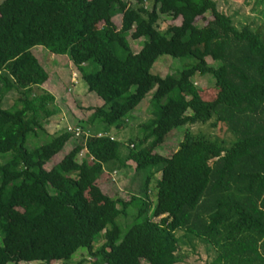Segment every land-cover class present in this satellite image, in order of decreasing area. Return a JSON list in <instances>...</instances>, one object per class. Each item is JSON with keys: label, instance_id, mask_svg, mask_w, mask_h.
Instances as JSON below:
<instances>
[{"label": "trees", "instance_id": "16d2710c", "mask_svg": "<svg viewBox=\"0 0 264 264\" xmlns=\"http://www.w3.org/2000/svg\"><path fill=\"white\" fill-rule=\"evenodd\" d=\"M115 1L0 0V264H73L79 251L92 264H178L183 239L212 247L211 264H264V43L249 24L236 28L214 0H134L119 28ZM161 15L180 22L161 31ZM127 37L145 43L133 53ZM35 46L71 51L87 91L104 105L79 122L80 137L64 131L29 149V138L47 134L44 124L59 112L52 94L33 90L49 78ZM161 56L193 64L162 78L151 73ZM197 75L213 79L212 100L200 96ZM149 94L156 109L139 125L141 136L119 142L108 129H123ZM212 118L235 138L230 147L186 131L169 157L156 152L175 127ZM128 161L147 171L140 195L102 193L96 184L111 182L108 173ZM130 207L136 214L124 232L118 219Z\"/></svg>", "mask_w": 264, "mask_h": 264}, {"label": "rangeland", "instance_id": "374dc122", "mask_svg": "<svg viewBox=\"0 0 264 264\" xmlns=\"http://www.w3.org/2000/svg\"><path fill=\"white\" fill-rule=\"evenodd\" d=\"M134 0H116L113 4V21L119 28L121 24L122 10L127 7L129 3ZM217 7L224 14L228 15L233 25L236 28H240L246 24L254 21V32L260 37L264 43V0H214ZM145 8L150 10L151 4L146 2ZM205 18H198L195 25L200 27L206 24V21L210 19V15L206 14ZM251 16V17H250ZM180 19L173 20L172 18L161 15L157 22V28L161 31H165L171 25H178ZM20 25L15 27L14 31L17 32L20 29ZM127 41L133 53L138 52L145 43L144 38H140L136 41L127 37ZM32 53L36 56L40 64L48 73V81L45 82L40 88H34V92L40 93L41 89L52 94L56 100L59 112L55 116H52L44 124V131L47 134L38 133L36 137H30L27 143V147L32 149L36 145H42L49 137H55L66 131L67 126L79 127V122L86 121L93 114L94 108H99L104 105L103 101L98 98L94 93L87 91L86 84L81 79L80 74L76 71L71 62V51H67L66 55L51 53L43 47H32ZM193 64V60L190 58L172 59L168 56H161L154 63L151 73L160 77L167 75L177 76L180 71ZM211 66H217V63L209 62ZM98 70V67H97ZM194 83L198 89L199 94L203 100H212L215 96L214 81L210 76H195L193 78ZM18 91H11L3 102L4 108H10L15 99L19 96ZM156 109V105L151 101V94L147 95L145 99L129 113L127 118V125L120 130L111 127L108 129L115 138L125 143L129 138H135L141 136L142 131L139 129V125L145 123L148 119L152 118L153 112ZM215 119L212 118L206 123H195L192 125H180L175 127L167 136L165 142L156 149V152L162 156L169 157L173 152L178 149L179 144L182 142L183 136L186 131H190L193 134L205 135L212 141H217L223 144L224 147H230L235 141V138L226 131V128L222 124L213 125ZM85 124V123H84ZM65 128V129H64ZM95 131H100L101 127L98 123H95ZM71 149V142H68L62 151H60L52 160L46 164V169L49 170L57 165V163L63 158V156ZM122 154L127 152V148L122 146L120 149ZM84 156V152L81 153V158ZM3 158H0V162ZM119 174L111 182L103 180V183H97L96 186L108 196H114L122 200H129L132 195H140L143 188V184L147 175V171L136 172L134 162H129V166L126 169L118 171ZM111 173V172H110ZM108 174V176L110 175ZM105 175H103L104 177ZM110 177V176H109ZM159 179V174L151 178L150 190L155 188L156 180ZM154 190V189H153ZM87 196L92 201V193L88 191ZM154 202V199L151 198ZM136 209L130 207L126 214L118 219L120 224L124 228V232L134 222ZM181 236L182 233H178ZM178 255L182 257V260L178 264H211L216 257V252L207 243H203L194 240L191 243H187V240L183 239V243L180 244ZM84 260L82 264H92V259H89L87 255L79 251L74 259L69 263L76 264ZM12 264V263H8ZM20 264H44L42 262L33 263H20ZM50 264H61L60 262H52Z\"/></svg>", "mask_w": 264, "mask_h": 264}, {"label": "built area", "instance_id": "2783aa9c", "mask_svg": "<svg viewBox=\"0 0 264 264\" xmlns=\"http://www.w3.org/2000/svg\"><path fill=\"white\" fill-rule=\"evenodd\" d=\"M194 85L196 86V84L194 83ZM66 132H71L74 134L75 137H80L83 132L78 128V127H71V126H67L66 127ZM88 136V135H86ZM101 134H98L97 137H100ZM117 175V172L116 171H113L112 174L110 175V179L112 181H114V178L116 177Z\"/></svg>", "mask_w": 264, "mask_h": 264}, {"label": "crops", "instance_id": "0c3cea01", "mask_svg": "<svg viewBox=\"0 0 264 264\" xmlns=\"http://www.w3.org/2000/svg\"><path fill=\"white\" fill-rule=\"evenodd\" d=\"M250 17H251V16H250ZM251 22H252V23H250V27H251L252 30L254 31V21H251ZM31 51H32V50H31ZM200 96H201V95H200ZM54 98H55V97H54ZM55 105L58 107L56 98H55ZM58 108H59V107H58ZM128 117H129V116H128ZM49 119H50V118H49ZM49 119H48V120H49ZM64 129H65V128H64ZM111 134H112V133H111ZM112 135H113V134H112ZM129 162H131V161H128V162L126 163V167L123 168V169H126V168L129 166ZM120 170H121V169H120ZM114 171L117 172V175L119 174V172H118L119 170H114ZM112 172H113V171H112ZM112 172H111V173L109 172L110 175L112 174ZM109 173H108V174H109ZM110 175H109V176H110ZM117 175H116V176H117ZM103 180H104V179H103ZM103 180H101L99 183H103V184H104V181H103ZM107 182H108V181H107ZM101 192H102V191H101Z\"/></svg>", "mask_w": 264, "mask_h": 264}]
</instances>
